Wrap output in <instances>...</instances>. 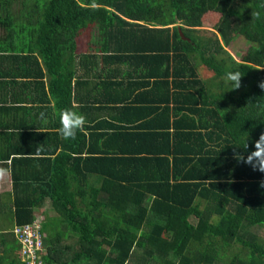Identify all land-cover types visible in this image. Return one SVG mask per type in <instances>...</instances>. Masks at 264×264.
<instances>
[{
    "label": "trees",
    "instance_id": "trees-1",
    "mask_svg": "<svg viewBox=\"0 0 264 264\" xmlns=\"http://www.w3.org/2000/svg\"><path fill=\"white\" fill-rule=\"evenodd\" d=\"M85 58L90 103L71 72ZM127 62L129 92L98 90ZM0 65L3 236L38 221L41 264H264V173L234 159L264 132V0H0ZM43 65L59 84L47 93ZM229 71L244 74L238 89ZM117 100L138 104L107 107ZM66 108L86 117L74 140L58 132ZM41 112L54 128L44 135ZM3 252L0 264H25L20 243Z\"/></svg>",
    "mask_w": 264,
    "mask_h": 264
},
{
    "label": "crops",
    "instance_id": "crops-1",
    "mask_svg": "<svg viewBox=\"0 0 264 264\" xmlns=\"http://www.w3.org/2000/svg\"><path fill=\"white\" fill-rule=\"evenodd\" d=\"M77 45H78L77 49H82V47L80 46L79 43H77ZM81 45L83 46V48L87 47L85 42H83ZM91 52H94L93 47L91 49ZM75 58L78 59V56H76ZM40 59H41V57H40ZM91 62H92V60L85 58L84 67L77 66L76 71H73L71 69V72L73 74V82H74L73 84L76 85V87H80L84 90L89 91V95H88L89 103H90V99H91L90 94L91 93L94 94V91L97 89V87H96L97 76H95L96 68H94V66H91ZM2 67H3V65H0V69ZM90 69H91V71H90ZM136 69L137 68H136L135 62H133L132 64H131V62H127L126 64H121V65L113 67V69H111V72H109V70L107 71V77L106 76L99 77V82H103V83H102V86L100 88H98V90L104 91L107 88V93H108L111 88H114V89L119 88V89H124L125 91L129 92L130 89L132 87H134V84L130 85V83L127 80V75L129 72H133V70H136ZM85 71L87 72L86 74L84 73ZM88 71H89L90 75H88ZM36 77H38L43 82V88H44L43 91H45L46 93H47L46 89L48 90L49 87L53 86V88L57 89V86L59 85V84H56V85L54 84L55 80L53 79V75L47 71V68L45 65H43L42 73L37 75ZM133 77H135L134 74H133ZM117 82H120V84L115 85V83H117ZM139 92H140V90H137V89L132 91L131 96L127 97V99H129V100L134 99ZM42 95H43V93H42ZM122 95H123V93L121 94V96ZM107 96H108V94H107ZM121 96H119V98H121ZM116 99H117V97H116ZM41 101L46 102L48 105L50 102V106L54 103V101H51L48 99V96H42ZM97 103H105V102L98 101ZM107 103H110V104H107V107L108 106H115V107L119 108L120 110H122L123 108H125L129 104H138L137 102H131V101L125 102V101H119V100H117L116 102L107 101ZM78 104H80V103H78ZM102 116L107 117L104 113ZM22 117H24L23 118L24 123L31 121V120H29L30 119L29 113H27V115L25 113L24 116H22ZM36 121L39 122L38 129L43 131V132H39V133H41L43 135L46 134V132H51L52 129H54V128H52V125H51L52 122L46 116H45V119L42 120L40 118V115H39L38 118L36 119ZM135 122H137V119L135 120ZM16 141H17V138H13L11 140L12 143H15ZM9 144H10L9 134L3 135V139L0 142V145L3 146V150L5 148L8 149ZM136 148H137V146L134 149H136ZM0 169H4V166L0 165ZM0 181L6 183V185L3 187V192H1V189H0V230H3L5 228H10V230H12L13 226L9 220V215L12 212L11 208H13V206L11 208H9V204L12 203L11 179L8 175L5 177L0 176ZM8 184H9V188H6L8 186ZM4 232L5 231H3L2 234H4ZM2 234L0 233V255L4 254L3 251H5V248H6L9 252L8 255L10 257L11 256L10 253L12 252L13 246L17 245L16 239L14 237L7 238V237L3 236Z\"/></svg>",
    "mask_w": 264,
    "mask_h": 264
},
{
    "label": "clouds",
    "instance_id": "clouds-1",
    "mask_svg": "<svg viewBox=\"0 0 264 264\" xmlns=\"http://www.w3.org/2000/svg\"><path fill=\"white\" fill-rule=\"evenodd\" d=\"M255 16L259 18V13ZM244 74L240 71H229L225 74L224 79L232 85L231 89H238L241 86V78ZM260 88L264 89V80H261L258 85ZM40 118L45 119V113H40ZM87 121L86 117L74 111L72 109H62L59 114V129L58 132L61 137L65 140L76 139L77 133L83 131ZM38 132H43L36 129ZM244 149H248V144L246 143ZM39 147L36 151L39 152ZM234 159L238 163H244L249 165L254 171H259L264 173V132H261L258 139L253 143V150L248 151L247 155L243 152H234ZM4 175V169H0V176ZM260 187L264 188V180L260 182Z\"/></svg>",
    "mask_w": 264,
    "mask_h": 264
},
{
    "label": "built area",
    "instance_id": "built-area-1",
    "mask_svg": "<svg viewBox=\"0 0 264 264\" xmlns=\"http://www.w3.org/2000/svg\"><path fill=\"white\" fill-rule=\"evenodd\" d=\"M38 221L15 226L13 232L15 238L21 245V257L25 264H41L40 251L43 247L42 236L39 231Z\"/></svg>",
    "mask_w": 264,
    "mask_h": 264
},
{
    "label": "rangeland",
    "instance_id": "rangeland-1",
    "mask_svg": "<svg viewBox=\"0 0 264 264\" xmlns=\"http://www.w3.org/2000/svg\"><path fill=\"white\" fill-rule=\"evenodd\" d=\"M205 28H207V27H205ZM242 46H244L243 43H242ZM5 185H6V183L0 181V189H1V192H3V187ZM6 188H9V184H8V186ZM46 208H47L46 211L48 213H52L50 215L49 214L46 215V219L50 221L48 223V225H49L48 226L49 231H51L52 234H59V232H60L59 230L61 228L60 219H59V217L57 216V214L55 213V211L50 207V205L48 203H46ZM39 211L40 210H37L36 212H39ZM254 230L257 231L259 233V235L264 236V229L263 228H259L258 227V228H255ZM66 233L68 234L67 235V237H68L67 240H69V238H75V234L74 233H71L70 230L66 229ZM72 234H74V235H72ZM20 259L22 260V257L21 256H20ZM129 263H133V261H129Z\"/></svg>",
    "mask_w": 264,
    "mask_h": 264
},
{
    "label": "water",
    "instance_id": "water-1",
    "mask_svg": "<svg viewBox=\"0 0 264 264\" xmlns=\"http://www.w3.org/2000/svg\"><path fill=\"white\" fill-rule=\"evenodd\" d=\"M180 35H181L183 38H185V37L183 36V34H182L181 30H180Z\"/></svg>",
    "mask_w": 264,
    "mask_h": 264
}]
</instances>
